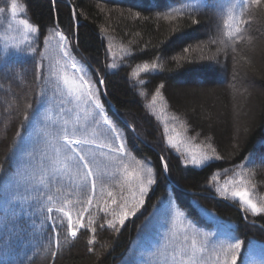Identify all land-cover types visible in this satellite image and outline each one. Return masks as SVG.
<instances>
[{"label": "trees", "instance_id": "1", "mask_svg": "<svg viewBox=\"0 0 264 264\" xmlns=\"http://www.w3.org/2000/svg\"><path fill=\"white\" fill-rule=\"evenodd\" d=\"M6 1L0 0V7ZM17 1L32 29L39 26L40 31L31 30L24 45L0 40V162L12 153L26 113V136L53 135L46 146H38L43 151L36 153L35 168L0 177V220L12 211V191L25 208L40 201L29 209L33 215L26 234L0 224V247L9 248L10 258L17 264H148L155 242L168 237L175 239L174 248L188 250L194 239L204 249L196 254L197 264H223L224 250L234 242L230 237L236 236L246 242L239 264H264V215L242 214L243 203L232 195L245 190L253 203L264 205V4ZM237 26L239 36L229 37ZM62 46L91 82L121 137L113 143L110 132L107 139L102 134L108 142L87 136L106 177L103 185L97 184L91 206L73 169L61 172L51 185L39 171L46 157L58 159L57 126L78 118L60 84L59 61L69 67ZM144 64L156 68L144 70ZM122 142L126 152L116 157L110 148ZM26 147L22 140L20 148ZM185 150L194 151L203 163L190 164L193 157ZM18 158L19 152L10 163ZM125 166L128 173L142 176L152 168L156 183L142 197L145 204L121 226V206L131 211L133 193L139 197L136 182L126 180ZM48 208L57 211L47 213ZM66 213L78 229L76 238L68 236L66 227L53 236L52 221L46 219L51 215L66 225ZM111 219L117 220L115 228L107 224ZM213 253L215 259L206 262L205 255Z\"/></svg>", "mask_w": 264, "mask_h": 264}, {"label": "snow or ice", "instance_id": "2", "mask_svg": "<svg viewBox=\"0 0 264 264\" xmlns=\"http://www.w3.org/2000/svg\"><path fill=\"white\" fill-rule=\"evenodd\" d=\"M246 4L251 5H260L264 4V0H245ZM17 5L15 0H12L11 10L13 13L16 12ZM5 12V8L0 7V13ZM31 27V25H29ZM33 31L39 32V26L32 29ZM241 29L239 26L235 28V32H229V37L239 36ZM61 39H65V37H61ZM35 51V49H33ZM68 53L65 52V55ZM72 67L75 69L76 65L73 64ZM144 70H148L149 68L155 69L156 65L152 64L151 66L148 64H144ZM39 78V77H38ZM80 83H70L67 79L64 80V84L68 86L69 95L75 96L77 101H80L84 96L87 97L84 100V103L91 104L95 109L94 113H89L85 116V120H88L89 116L91 117L90 123L94 124L100 128H104L107 126V131L103 134L105 138H108V133L110 132L111 141L114 143L117 140H120V134L115 127H113V121L109 119L107 116H104V108L101 103L97 101L96 94L92 91L90 87V81L86 80L83 75L79 77ZM102 83V81H101ZM157 93H159V89H157ZM29 107H32L31 105ZM99 117V118H98ZM30 120V116L26 113L24 115V122L21 125L20 131L16 133L17 142L12 148V153H10L9 157H6L5 161L0 162V177H4L6 172L12 173H26L29 168H35L34 160L36 159L37 151H43L42 148H39V145H47L49 141V136L53 135L52 133L41 134L38 136H33L31 133H26V122ZM38 123L45 124L43 119L38 120ZM47 126V125H45ZM58 130L55 132L56 142L60 145L59 148L55 150V155L58 157L54 162H50L46 157L43 161H41V166L39 168L42 176L46 174L49 185H51L54 181H56L57 177L60 176L61 172H67L69 168L73 169L76 175L79 177L81 183L79 185L81 191L87 196V204L89 206L92 205L93 197L95 196L97 184H104L106 177L101 174L99 170V165L97 163L96 152L92 150L90 147L93 143L91 140L87 138V131L84 125L79 123V117L75 122H70L65 120L62 125L57 126ZM80 136L79 139L74 137ZM126 139V138H125ZM25 141L27 143V147L24 149L20 148V142ZM169 143L171 144V138H169ZM99 147L103 148L104 145H100ZM126 143H119L115 147H111L110 151L116 157H122L126 152ZM19 152V158L15 159V163H10V160L14 158V154ZM204 159H209V157L205 156ZM203 163V160H197L193 157L190 161L192 165H200ZM264 163V161H262ZM59 165V167H57ZM186 167L188 164L186 163ZM163 169L165 172L168 170V164L163 163ZM125 177L128 182L135 181L138 191L139 197H136L135 192L133 193V198L136 200V203L131 208V211L128 210L127 207H123V210L119 213L118 223L123 226L126 220L131 215H135V213L145 204V199L142 197H146L152 185L156 183V179L153 178L152 168H146L144 170L145 175H141L139 171L134 173H128L127 166L124 168ZM43 182V180H41ZM34 191L38 192L41 196H46L49 203L53 201V197L47 195L46 193H41L38 188L33 187ZM12 197L11 207L12 211L4 217L3 220H0V224L4 226L5 229L15 231L18 230L21 233L27 232V228L30 226L29 222L32 221L33 213L29 211V209H33L35 205L39 204V199L34 200L32 203L25 208L19 201L16 199L15 191L9 193ZM70 195V194H69ZM108 196L112 197L111 203L113 205L117 204L116 198L113 196L111 192L108 193ZM234 197H239L243 201V206L240 211L242 214L251 212L253 215H264V205L258 206L253 203L250 199L247 198V192H235L233 193ZM219 197L221 199H226L225 192H219ZM19 207V211L15 209ZM57 211L53 208H48L47 213H53ZM59 212L63 213L64 209H58ZM85 212L88 211L87 208L84 209ZM107 208L104 209L106 213ZM67 222L66 225L63 221H57L51 215L47 216L46 219L52 221L53 228V236L58 235L57 229L61 227H66L68 236L72 238L77 237L78 229L75 226L71 213H66ZM114 217L116 216L113 213ZM169 215L165 214L164 218V227L168 225ZM245 220L247 219L246 215L244 216ZM151 220V216L149 217ZM117 223L116 219H111L107 221V224L113 228H115ZM31 226H34V222H32ZM84 227L83 224L80 225ZM93 232L96 231L95 228L92 229ZM68 236L65 239H68ZM234 242L228 245V248L224 250L225 256L223 264H239V257L241 254L242 248L245 246V240L240 239L236 236H231ZM92 243V241H89ZM204 249H198L196 246V241L193 239L190 244V249L185 250L179 258L174 257V264H185L184 257L187 256L191 261V264H197V252H202ZM230 256V259H229ZM11 253L8 247H0V264H17V262L10 258ZM22 264V262H21Z\"/></svg>", "mask_w": 264, "mask_h": 264}, {"label": "rangeland", "instance_id": "3", "mask_svg": "<svg viewBox=\"0 0 264 264\" xmlns=\"http://www.w3.org/2000/svg\"><path fill=\"white\" fill-rule=\"evenodd\" d=\"M15 3L17 5L15 13H13L11 10L12 0H7L6 3L2 4L3 5L2 8L6 7L7 9H5V12L0 13V40H3L4 41L3 43L6 45H15L19 43L21 45H24L27 41L31 40L32 27H29V25H31L29 18L26 14H24V9L22 5L17 0H15ZM61 51L63 52L64 57L67 59L69 63V67L67 69L65 65H63L62 62L59 61L60 69H61L60 84H61L63 91L67 94L69 98V103H72L73 116L76 117V113H78L79 123L85 126L86 131H87V136H89L91 139L97 136V138L103 140L104 142H108V140L102 137V134L106 131L105 127L102 129L94 124H91L90 116L88 120H85L86 115H88L89 113H94L95 111V109L93 108L91 104L86 105L84 103V100H86L87 97L84 96L80 101H77L75 99V96L69 95L68 86L64 84V80L67 79L70 83L79 84L80 83L79 77L81 76V73L76 63L70 58V56L68 54L65 55L64 46L61 47ZM73 64L76 65L75 69L72 67ZM219 79L224 81L223 76H220ZM197 81H200V79L198 78ZM203 84L204 83L201 82L200 85H203ZM97 128H98V131L96 132ZM185 151L191 157L197 156L194 151H187V150ZM235 192H246V191L241 190V191H235ZM235 198H237L238 200H240V202L243 203L241 198L239 197H235ZM247 198L250 199L248 193H247ZM174 242H175V239L172 240L171 238H168V237L157 240L155 242V247L152 248L151 259L148 264H174V257L179 258L185 250H188V249L181 248V247L174 248L173 247ZM204 259L206 262L209 263L211 260L215 259V255L214 253L212 255L206 254ZM184 261H185V264H191V261L189 260L187 256L184 257ZM256 264H263V262L261 260L259 262H256Z\"/></svg>", "mask_w": 264, "mask_h": 264}]
</instances>
